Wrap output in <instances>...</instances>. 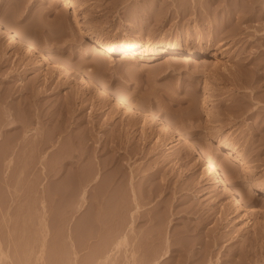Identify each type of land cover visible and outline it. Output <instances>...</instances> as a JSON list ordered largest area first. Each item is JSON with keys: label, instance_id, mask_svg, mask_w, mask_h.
<instances>
[{"label": "rangeland", "instance_id": "rangeland-1", "mask_svg": "<svg viewBox=\"0 0 264 264\" xmlns=\"http://www.w3.org/2000/svg\"><path fill=\"white\" fill-rule=\"evenodd\" d=\"M0 22L33 52L0 35V264H172L181 244L264 264V0H0ZM175 51L187 61L167 63ZM211 159L235 187L207 176Z\"/></svg>", "mask_w": 264, "mask_h": 264}, {"label": "bare ground", "instance_id": "bare-ground-1", "mask_svg": "<svg viewBox=\"0 0 264 264\" xmlns=\"http://www.w3.org/2000/svg\"><path fill=\"white\" fill-rule=\"evenodd\" d=\"M55 1H59V2H63L64 3V5H66L67 6V4L68 3H70L71 2V0H55ZM0 35H5V36H7V37H9L12 41H13V43H14V45H16L15 46V48L17 47V52H14V54H19V53H23V54H25V55H31V53H33L31 50H30V48H29V46H28V44H27V40L25 39V36H24V34H22L19 30H16L15 28H12V27H9V26H7V25H5L3 22H0ZM140 45H141V43H137V44H130L129 46H127V48L125 49V51L123 52V58H132L135 54H138V52L136 51V48L137 47H140ZM50 46H48V47H46V45L44 46V47H42L41 49H42V51H45V53L47 52L48 54H50L49 56L50 57H52V60H54V61H57V62H59L60 64L62 63L63 65H65L66 67H67V69H68V71H69V73H71V74H79V75H81V77H83V79L85 78H87V79H89V80H93V81H97L96 83H98L99 84V86H101V88H103L104 89V91H105V93H108L109 95H111L112 97H114L115 99H117V101H119L121 104H123L124 106H126V108H129L131 111H134V112H143V113H150L149 115H150V117L151 118H153V120L155 121V122H163L164 123V125L166 124V125H169L170 127L172 126L175 130H176V127H175V125L172 123V121L171 120H169L168 118L166 119L165 117H163L162 115H161V113H158L157 111H154V110H144L143 108H141V106H140V104H138L137 103V101H134L130 96H128L127 94H125V93H123L122 91H119V90H117V89H115L114 87H112V85L110 84V83H108L107 81H105V79H102V78H100L99 77V74H98V72L95 70V69H93V68H86L84 65H76V64H74L72 61H70V59L68 60V59H65V58H63V56H62V58L59 56V55H56L53 51L54 50H52L51 49V47L49 48ZM104 50H102L100 47H97V46H93V47H90L89 49H88V54L89 55H94V56H100V55H103L104 54V52H103ZM178 51H180V50H178ZM176 52V51H175ZM8 55V54H7ZM9 57V56H8ZM187 58L188 57H186V56H184L183 54H180L179 52H176V54H173L172 55V57H170L167 61V63H169V64H177V63H179V62H181V61H187ZM9 59V58H8ZM188 60H190V58L188 59ZM196 63V62H195ZM197 64V63H196ZM195 65V64H194ZM199 65V63L196 65V66H198ZM226 70V69H225ZM241 70V69H240ZM239 71V70H238ZM55 72V71H54ZM228 72V71H227ZM52 73V72H51ZM67 73V72H66ZM69 73H67V74H69ZM57 74V73H56ZM66 74V75H67ZM65 75V74H64ZM70 75V74H69ZM68 75V76H69ZM230 75V74H229ZM64 77L65 76H63L62 75V73L60 74V72H58V74L56 75V78H57V80H58V82H55L56 84H57V87H59L62 83L64 84V82H63V80H65L64 79ZM70 77V76H69ZM54 78L55 77H52V78H50L51 80L53 79V81H57V80H54ZM55 78V79H56ZM47 80V84H46V86L45 87H47L46 88V91L48 90V89H50L49 88V85H51L52 84V82L53 81H51V80ZM46 81V80H45ZM67 81V80H66ZM45 83V82H44ZM56 84H55V87H56ZM63 84H62V86H63ZM89 86V85H88ZM61 87V86H60ZM59 87V88H60ZM59 88H57V89H59ZM45 89V88H44ZM54 89H56V88H54ZM45 91V90H44ZM57 93H59L58 91H57ZM25 92L22 90L21 91V94L20 95H18L17 96V99L18 98H20V97H22L21 98V100L19 101V102H21V104L23 103V104H25V105H27L28 106V104H29V102H31L32 100H31V96H30V100H29V98H27V96H25ZM25 96V97H24ZM36 96H38V94L36 95ZM35 98V97H34ZM20 104V103H19ZM1 105V104H0ZM21 106H23V105H21ZM27 106H25V107H27ZM24 107V108H25ZM30 108V107H29ZM148 111V112H147ZM133 112V114H135ZM131 114V113H130ZM137 115V114H136ZM139 115H141V114H139ZM148 115V116H149ZM131 116V115H130ZM134 116V115H133ZM133 116H132V118H133ZM142 116V115H141ZM140 116V117H141ZM144 116V115H143ZM142 116V118H144ZM146 116H147V114H146ZM145 116V117H146ZM139 117V116H138ZM30 118V117H29ZM131 118V117H130ZM137 118V117H136ZM136 118L134 119L133 118V120H136ZM12 119V118H11ZM26 119V118H25ZM146 119H147V117H146ZM14 120V119H13ZM32 121V120H31ZM31 121H25V122H28V123H30ZM9 123H14L12 120L10 121V119H9V121H8ZM17 122V121H16ZM15 122V123H16ZM23 122H24V120H23ZM23 122H21V124H24ZM162 123V124H163ZM20 124V123H19ZM25 124H27V123H25ZM25 124L23 125V126H25ZM160 124V123H159ZM12 125H14V124H12ZM167 129V128H166ZM40 140V139H39ZM130 146V145H129ZM129 149H131V147L129 148ZM208 155V154H207ZM209 156V155H208ZM224 158L226 157L227 158V156L226 155H224L223 156ZM206 169H205V172L207 173V176L210 178V179H213V178H216V177H218V178H220L221 180H223L224 182H225V184H227L228 186H231V187H235V183L232 181V176L228 173V171L224 168V167H222L221 165H216L215 163H214V161H213V159H211L210 160V166H208V167H205ZM217 181V180H216ZM155 194V193H154ZM233 194L236 196V197H239V200L243 203V205H244V207L245 208H247V207H249V205L247 204V202H246V200L244 199V196H243V194H242V192L240 191V190H238V189H236V188H234V192H233ZM154 197V195H151V194H149L148 196H147V198H148V201L150 200V199H153V197ZM137 201V200H136ZM138 202V201H137ZM162 202V201H161ZM159 204L161 205V203L159 202ZM139 205V204H138ZM189 207V206H188ZM190 207H192V206H190ZM190 207H189V209H190ZM140 208V207H139ZM183 209V208H182ZM186 208L184 207V209L183 210H180V211H176V214H178V213H180V212H187V210L190 212V210L187 208L186 210H185ZM194 209V207L191 209V211ZM232 209V208H231ZM195 210V209H194ZM246 210V209H245ZM227 211H230L227 207H225L224 208V210L222 211L223 212V215H225L226 213H227ZM234 211V210H233ZM166 212V211H165ZM168 212V211H167ZM189 212H187V213H189ZM164 213V212H163ZM163 213H162V215L160 216V217H158L159 219H157L158 221H164V215H163ZM193 213V212H192ZM195 213V212H194ZM232 213V212H231ZM246 213H248V212H246ZM245 213V214H246ZM141 215H143V214H141ZM141 215H140V217H141ZM249 215V214H248ZM166 216V215H165ZM136 217V216H135ZM139 217V218H140ZM150 217H153V216H150ZM223 217V216H222ZM138 218V217H137ZM136 218V219H137ZM142 218V217H141ZM149 218V217H148ZM143 219V220H142ZM142 219H140V220H138V221H144V218H142ZM146 219H147V217H146ZM150 219V218H149ZM154 218H152V220H153ZM156 219V218H155ZM151 220V219H150ZM135 221V220H134ZM148 221V220H147ZM201 221H210V217L208 216V217H206V218H204V217H201ZM155 238V237H154ZM150 240L149 241H151V238H149ZM153 241V240H152ZM151 241V243L153 244V242ZM123 243V242H122ZM157 243V242H156ZM194 243V242H193ZM192 243V244H193ZM195 244V243H194ZM210 245V244H209ZM138 246V245H137ZM150 246H151V244H150ZM178 246V245H177ZM176 246V247H177ZM208 246V245H207ZM206 246V248H204V247H196L195 246V248H194V245H182L181 244V246H179V247H177V248H175L174 250H172L170 253H167V255H166V257H164V259L166 260V259H168L169 261H171V262H173L174 264H196V263H198V264H206V258H208L207 257V254H208V252H210L211 250H209V248ZM153 247V246H152ZM159 248V247H158ZM167 248V247H166ZM204 248V249H203ZM138 249V248H137ZM154 249V248H153ZM165 249V248H164ZM170 249V248H169ZM172 249V248H171ZM143 250V249H142ZM162 250V249H161ZM138 251L140 252V250L138 249ZM137 251V252H138ZM138 252V253H139ZM155 254H156V252H154ZM160 253H161V251H160ZM164 253V252H163ZM166 253V252H165ZM154 254V255H155ZM140 256V255H139ZM158 258H159V256H158ZM152 259H154L153 257H152ZM163 259V260H164ZM150 260V259H149ZM162 260V261H163ZM167 260V261H168ZM139 261V260H138ZM140 261H142L141 259H140ZM145 261V260H144ZM147 261V260H146ZM198 261V262H197ZM149 262V261H148ZM210 262V261H209ZM141 262H139V264H140ZM155 263H157V262H155ZM172 263V264H173ZM158 264V263H157ZM211 264V263H210ZM245 264H247V263H245Z\"/></svg>", "mask_w": 264, "mask_h": 264}]
</instances>
